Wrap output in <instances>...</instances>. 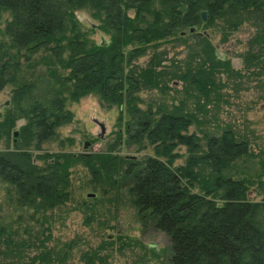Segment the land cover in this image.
<instances>
[{
  "label": "trees",
  "instance_id": "obj_1",
  "mask_svg": "<svg viewBox=\"0 0 264 264\" xmlns=\"http://www.w3.org/2000/svg\"><path fill=\"white\" fill-rule=\"evenodd\" d=\"M0 11L9 13L0 90L11 89L0 138L9 140L16 120H24L14 148L0 151V182L16 212L0 218V264H65L76 256L105 264L115 251L134 248L141 253L132 264L152 257L153 247L120 233L85 248L79 235L49 245L54 210L70 200L78 166L101 196L78 203L86 226L114 229L108 217L126 198L141 230L167 237L161 264H264V149L255 152L232 125L208 127L207 118L226 100L222 90L232 80L235 88L245 80L264 86V0H0ZM79 11L97 20L92 26L106 40L82 30ZM199 27L220 33V43L253 30L239 54L242 68L219 57L211 34ZM168 44L184 46L185 56L170 57ZM174 81L183 87H172ZM150 90L161 99L142 108L140 92ZM89 94L119 110L113 142L90 154L33 156L31 149L57 139L58 128L72 120L66 102ZM123 146L137 153L151 148L152 155L128 156Z\"/></svg>",
  "mask_w": 264,
  "mask_h": 264
},
{
  "label": "rangeland",
  "instance_id": "obj_2",
  "mask_svg": "<svg viewBox=\"0 0 264 264\" xmlns=\"http://www.w3.org/2000/svg\"><path fill=\"white\" fill-rule=\"evenodd\" d=\"M77 16L81 22L82 30L87 31L90 38L96 42L106 40L107 37L97 28V25H95L96 28L92 26L97 24V20L91 17L88 12L79 11ZM8 19L9 13L0 11V40L2 41L7 40L3 34V28ZM250 31V29L249 31L248 29L239 31L231 36L228 40L229 42L220 43V33H217L215 30L201 27L197 30L198 33L209 32L216 46L218 56L228 58L232 66L236 69H240L243 66L239 54L244 53L248 47L247 38L253 33V30ZM163 47H167L170 57L177 54L182 58L187 52L186 48L182 45L171 48V45L168 44ZM140 60L143 61L144 58ZM261 79L264 83V77ZM171 85L177 89L183 87L181 82L175 83L174 81ZM262 87L258 88V83L254 80H245V83L242 85L240 83L236 88L233 80L229 82L228 86L222 90L226 100L220 102V107L216 113L214 110H209L207 118L210 121V126H207L215 127V124L221 126L232 125L238 133L245 134L250 138L251 148L255 152H258L259 149H264V86ZM172 94L174 93L172 92ZM10 96L11 89L9 86L0 90V121L7 110L5 103L10 100ZM140 96L143 99V102L140 104L142 108H145L146 104L152 100L158 101L161 99L159 98V93L155 90L142 91L140 92ZM176 96L177 98L183 97L180 92ZM170 102L168 101L169 104ZM186 104L189 110L193 108L192 101L188 100ZM65 108L73 114L72 120L58 128L57 139L42 143L38 150L31 149L33 156L45 153L54 154L59 151L90 154L105 149L107 145L113 142V132L117 128L116 119L119 114L118 108H104L100 105L97 97L92 94L81 97L76 102L68 100ZM23 121V119L16 120L9 140L0 138V151L6 149L7 144L11 147L10 149L14 148L13 143L17 137L13 135V132L15 130L19 131ZM193 130L194 127H190L189 132ZM86 142L88 143L85 146L84 144ZM178 150L182 154H185V147H180ZM120 151L128 156L152 155L151 148L137 153L133 148L129 149L123 146ZM36 163L42 165L43 161L38 159ZM176 163H184V155L177 159ZM70 179V200L66 202L64 207L54 210V219L51 223L52 240L49 242V245H52L56 239L69 240L79 235L85 240V243L81 245V247L85 248L86 246H96L102 240H109L110 235L114 236L120 233L130 237V241H141L143 244L154 248L155 253L150 252L152 257L146 260L144 264H161L160 262L163 260L169 245L167 237L157 230H141V225L135 218L134 209L130 206L126 198L123 199L122 203L119 201L115 218L114 215L108 217L110 224L115 225L114 229L105 228L100 230L96 224H93L91 227L86 226L84 224V214L77 208L78 203L84 199H89L86 197L89 193L95 192L98 198L101 197L100 190H94L91 187L90 173L81 166L74 167L71 170ZM6 192V185L0 182V218L2 219L4 217V220H8L11 217L15 218L16 216V212L11 207L12 203H7L6 201ZM249 197L258 200L261 198L254 191H250ZM107 204L111 205L114 202H107ZM134 250L135 252H132L130 249H125L121 252L115 251L105 264H132L133 261H138L141 253V250L138 248H134ZM105 252L103 251V253ZM65 264L85 263L84 261L78 260L76 256Z\"/></svg>",
  "mask_w": 264,
  "mask_h": 264
},
{
  "label": "water",
  "instance_id": "obj_3",
  "mask_svg": "<svg viewBox=\"0 0 264 264\" xmlns=\"http://www.w3.org/2000/svg\"><path fill=\"white\" fill-rule=\"evenodd\" d=\"M201 18H202V20H206V12H205V11H201ZM194 30H195L194 27H191V28H190V31H191V32H193ZM183 33H184V32H183ZM6 104H7V102H6ZM13 135L16 137V136L18 135V131L15 130V131L13 132ZM87 143H88V142H86L84 145L86 146ZM87 196H88V197H94V193H89V194H87Z\"/></svg>",
  "mask_w": 264,
  "mask_h": 264
}]
</instances>
